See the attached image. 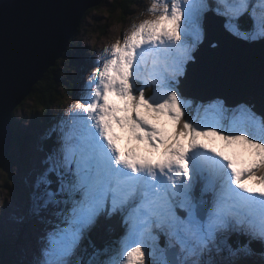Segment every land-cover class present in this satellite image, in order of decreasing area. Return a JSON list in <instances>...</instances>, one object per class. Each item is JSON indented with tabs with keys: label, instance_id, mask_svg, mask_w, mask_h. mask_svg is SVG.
I'll return each instance as SVG.
<instances>
[{
	"label": "snow or ice",
	"instance_id": "snow-or-ice-1",
	"mask_svg": "<svg viewBox=\"0 0 264 264\" xmlns=\"http://www.w3.org/2000/svg\"><path fill=\"white\" fill-rule=\"evenodd\" d=\"M210 10L232 35L264 40V0H153L152 18L103 50L80 100L46 134L56 138L21 216L42 226L40 244L23 264H264V114L240 103L226 116L215 100L185 118L176 90ZM113 124L159 159L121 151ZM208 136L243 141L255 160L237 167L201 142ZM114 216L123 234L98 247L92 231Z\"/></svg>",
	"mask_w": 264,
	"mask_h": 264
},
{
	"label": "water",
	"instance_id": "water-1",
	"mask_svg": "<svg viewBox=\"0 0 264 264\" xmlns=\"http://www.w3.org/2000/svg\"><path fill=\"white\" fill-rule=\"evenodd\" d=\"M103 1L0 0V164L12 147L14 111L64 56L87 12ZM204 26L180 92L203 102L221 98L229 107L247 103L264 114V41L232 35L213 11Z\"/></svg>",
	"mask_w": 264,
	"mask_h": 264
},
{
	"label": "rangeland",
	"instance_id": "rangeland-1",
	"mask_svg": "<svg viewBox=\"0 0 264 264\" xmlns=\"http://www.w3.org/2000/svg\"><path fill=\"white\" fill-rule=\"evenodd\" d=\"M112 1L113 0H104L102 5L96 7V9L93 8L95 11L89 14L84 21L83 31L78 32V39L71 45V53L66 56L69 58V62L67 64L64 62L61 63L65 66L63 69L61 68L62 76H60V80H63L68 85L70 81H74L78 84V89L76 93L66 95V104L60 111L58 117L59 122L53 119L56 127L60 125V122L67 119L69 111L73 109L77 100H80L90 74L94 71L95 67L98 66L97 61L103 54V50L105 48H110L117 40L122 41L124 35L130 33L134 24H139L145 19L152 18V14L148 12L147 9L152 4L153 0H133L132 5L129 6L124 17L120 13L109 14L108 7L105 5L107 2ZM206 13L202 21L204 39ZM103 28H106L105 33H103ZM204 39L197 45L193 52V57ZM77 43H80L79 48L76 46ZM70 57L75 58L74 62H70ZM81 63L86 66L88 65V69L84 73H82ZM176 90L186 101L185 118L197 117L198 110L199 115H203L202 106H207L215 100L223 101L224 108L227 110L225 112L226 116L230 115L231 110L235 108L227 106L226 101L221 98L203 102L192 97L184 96L177 86ZM154 91L155 85L151 83L144 85L146 97L152 96ZM34 109H36L34 101L29 97L23 108L16 112L14 123L19 124L23 130L34 126L37 128V131L33 138L31 137L30 140L25 141L27 147L24 152L23 148L19 149L18 146L13 147V154L16 155L15 158L18 164L14 166V170L12 171V164L9 161L0 171V233H5L10 241L8 251L5 252L0 250V264H23L24 261L30 260V258L28 259L29 256L23 254L19 250V247L30 251L28 254L30 255L33 253V245L36 243L37 247L34 248V251H36L40 244L42 226L31 217L21 219L22 210L29 204L33 192L35 191V185L46 155L42 138L40 139L39 137L45 129L46 120L42 119V111L36 112ZM50 112L53 113V111ZM154 122L158 124V127H163L167 133H171L173 130L170 123ZM224 124L225 127H227L226 121H224ZM113 127L114 133H116L115 135L118 137L117 144L121 151H131L140 157L159 159V152L154 151L146 141L137 140L126 127L122 128L118 124H113ZM39 132L41 133L38 134ZM224 134L229 135L230 133L225 131ZM200 139L201 142L209 146V149L215 148L217 152L222 151L226 155L232 157L239 168H247L252 164L253 160H255V156L251 149L243 141L227 142L220 136L201 137ZM184 143L185 146H187V142L184 141ZM21 158L25 159V161L21 162ZM25 165L27 167H25ZM5 180H10L11 183ZM246 182L251 187L260 186L251 178L247 179Z\"/></svg>",
	"mask_w": 264,
	"mask_h": 264
},
{
	"label": "trees",
	"instance_id": "trees-1",
	"mask_svg": "<svg viewBox=\"0 0 264 264\" xmlns=\"http://www.w3.org/2000/svg\"><path fill=\"white\" fill-rule=\"evenodd\" d=\"M104 2V1H103ZM133 0H113L112 2H107L105 5L108 7V12L110 15L112 14H118L120 13L123 17L127 12V9L129 6L132 5ZM214 0H210L209 3L213 4ZM102 5V4H101ZM102 7V6H101ZM96 9V8H94ZM94 9H91L87 12L85 15L82 24L78 30V32L83 31V24L84 21L87 19L88 15L91 14ZM103 33H105L106 28H103ZM78 32L75 34V36L71 40V44L69 46V49L65 52L64 56L60 58V60L57 62V64L54 67H51L49 72L46 73L45 77L38 82L35 85L34 91L31 93L30 96H28L14 111L13 113V120L11 122V127L14 135V139L12 142V147L10 149V154L8 157L0 164V171L5 167V165L10 161L12 164V171L14 170V166L18 165L16 160V155L13 154V147L18 146L19 149L23 148V152L25 151V148L27 147L25 141L30 140V138L36 134L37 128L34 126L28 129H22L21 126L17 123H14L15 120V114L17 111L21 110L23 106L26 103V100L30 97L33 99L37 111H42V119L46 120L45 122V129L39 136L40 139L42 138V143L44 144V148L47 152V149L52 145V143L55 141V134L51 138H48L46 136L47 132L55 127V121H58V117L60 115L61 109L66 104L65 98L66 95H71L76 93L78 84L74 81H70V84L68 85L63 80H60V76H62L61 68L65 66L64 64H61L62 62L68 63L69 58L66 56L71 53V45L76 42L78 39ZM77 48L80 47V43L76 44ZM77 53V52H76ZM75 54V53H74ZM75 58L70 57V62H74ZM60 63V64H59ZM82 73L86 72L88 69V65L80 64ZM71 80V79H70ZM50 111H53L51 113ZM34 115V114H33ZM40 119V120H42ZM53 119L55 121H53ZM57 123V122H56ZM32 126V125H31ZM16 127V128H14ZM31 131V132H29ZM39 132L38 134H40ZM38 137V138H39ZM40 141V140H39ZM21 162H24L25 159H20ZM24 167V166H23ZM25 167H27L25 165ZM27 170V169H26ZM8 183H11L10 180ZM25 185V184H24ZM30 185V184H29ZM123 227L121 224V220L118 216H114L111 219H104L101 218L100 225L94 229L91 233V239L98 247H103L106 244L114 243L119 239V237L123 234ZM0 250H7V246L4 242H2L3 237L0 236ZM253 247L257 249V256L254 257L255 260H259V248L260 246L258 244H253Z\"/></svg>",
	"mask_w": 264,
	"mask_h": 264
},
{
	"label": "bare ground",
	"instance_id": "bare-ground-1",
	"mask_svg": "<svg viewBox=\"0 0 264 264\" xmlns=\"http://www.w3.org/2000/svg\"><path fill=\"white\" fill-rule=\"evenodd\" d=\"M15 128V127H14ZM114 128V127H113ZM117 132V131H116ZM116 134V133H115ZM119 136V135H118ZM203 143V142H202ZM206 143V142H205ZM209 144V143H208ZM214 146V145H213ZM210 148H211V145H210ZM137 152V151H136ZM143 152V151H142ZM139 153V152H138Z\"/></svg>",
	"mask_w": 264,
	"mask_h": 264
}]
</instances>
